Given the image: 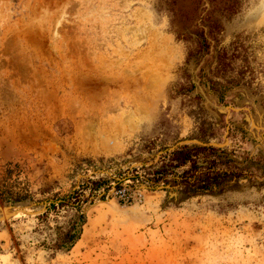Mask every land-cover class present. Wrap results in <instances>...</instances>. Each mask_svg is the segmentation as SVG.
Here are the masks:
<instances>
[{
    "label": "rangeland",
    "instance_id": "1",
    "mask_svg": "<svg viewBox=\"0 0 264 264\" xmlns=\"http://www.w3.org/2000/svg\"><path fill=\"white\" fill-rule=\"evenodd\" d=\"M201 133L223 190L117 174ZM100 177L128 197L59 248L79 212L48 203ZM0 264H264V0H0Z\"/></svg>",
    "mask_w": 264,
    "mask_h": 264
},
{
    "label": "trees",
    "instance_id": "2",
    "mask_svg": "<svg viewBox=\"0 0 264 264\" xmlns=\"http://www.w3.org/2000/svg\"><path fill=\"white\" fill-rule=\"evenodd\" d=\"M201 133L196 137L202 144H181L174 148L161 147L147 159L141 161L140 166H131L124 171L117 173L124 176L125 180L134 183H141L148 189H156L159 186L178 188L190 195H198L211 192L215 189L223 190L233 181L239 178L237 173L226 158L225 148L215 147L208 144ZM155 141L146 142L142 149L147 153L154 151ZM117 175V176H118ZM114 188L123 196L128 197L130 191L124 190L121 181H116L114 185L109 180L102 177L98 179H88L84 181L78 189L53 200L47 205V212H57L58 209L69 207L79 212L78 220L72 219L69 222L68 231L62 237L58 247L70 248L81 234V227L85 218L80 213L83 204L89 199H94L104 195ZM87 192V195H85ZM27 195L16 193L14 197H5L6 201H21ZM129 200V199H128Z\"/></svg>",
    "mask_w": 264,
    "mask_h": 264
}]
</instances>
